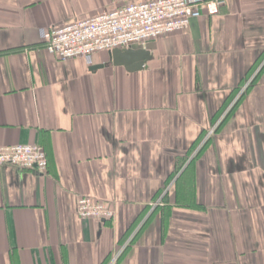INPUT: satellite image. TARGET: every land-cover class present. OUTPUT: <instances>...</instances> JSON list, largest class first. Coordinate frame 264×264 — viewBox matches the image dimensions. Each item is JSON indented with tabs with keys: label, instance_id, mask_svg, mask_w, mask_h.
<instances>
[{
	"label": "crops",
	"instance_id": "1",
	"mask_svg": "<svg viewBox=\"0 0 264 264\" xmlns=\"http://www.w3.org/2000/svg\"><path fill=\"white\" fill-rule=\"evenodd\" d=\"M134 1L0 0V146L49 160L0 170V264H108L128 241L117 264H264V0L134 46L141 70L45 49ZM84 195L114 218H81Z\"/></svg>",
	"mask_w": 264,
	"mask_h": 264
},
{
	"label": "built area",
	"instance_id": "2",
	"mask_svg": "<svg viewBox=\"0 0 264 264\" xmlns=\"http://www.w3.org/2000/svg\"><path fill=\"white\" fill-rule=\"evenodd\" d=\"M227 0H136L78 19L64 26L42 30L45 49L62 60L82 57L92 63L94 54L116 48H130L165 35L188 29L204 14H219ZM213 132L210 131L208 136ZM48 155L35 143L0 146V170L6 165L45 173ZM157 204V203H156ZM77 213L83 219H112L115 210L109 203L84 195L77 201ZM129 241L121 246L108 264H117Z\"/></svg>",
	"mask_w": 264,
	"mask_h": 264
},
{
	"label": "water",
	"instance_id": "3",
	"mask_svg": "<svg viewBox=\"0 0 264 264\" xmlns=\"http://www.w3.org/2000/svg\"><path fill=\"white\" fill-rule=\"evenodd\" d=\"M109 54L114 65H124L129 71L143 69L151 58L150 51L145 48H116ZM97 67L93 65L92 69Z\"/></svg>",
	"mask_w": 264,
	"mask_h": 264
}]
</instances>
